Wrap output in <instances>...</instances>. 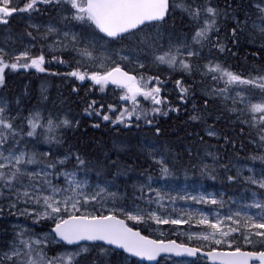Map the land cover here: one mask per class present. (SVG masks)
Returning a JSON list of instances; mask_svg holds the SVG:
<instances>
[{"label": "trees", "instance_id": "trees-1", "mask_svg": "<svg viewBox=\"0 0 264 264\" xmlns=\"http://www.w3.org/2000/svg\"><path fill=\"white\" fill-rule=\"evenodd\" d=\"M188 1L170 0V11L166 19L150 23L118 40L124 43L122 44L124 50L139 51L141 56L145 57L147 62L140 71H145L149 76L155 78L162 75V94L165 95V100L161 104L163 106L161 110H164L162 114L150 113L147 109L148 105L144 104L145 101L139 95L134 104L131 100H120L116 96L117 91L112 90V93L108 92L104 96H99L96 89L87 90L82 87L78 98L85 100L86 104L90 100L91 104L88 105V114L84 117L85 126L79 130L80 136L75 139L77 143L81 142V144L78 147H72L67 140H64V144L59 145L55 141L56 134L52 133L53 140L49 146L52 150L50 152L53 154H49L50 159L47 158V160L50 164L57 163L55 171H58L57 168H59L58 156L62 155L61 152L68 151L70 153L69 160L74 159V161H68L70 165L75 168L81 166L86 168L77 170L91 171L92 175H96L101 170L104 173L106 171V178H114L117 181L110 192L119 197L123 195V198H126L124 193L128 196H132L133 192L140 193L137 189H131L134 186L130 185L129 187L127 182L136 179V177L145 179L148 176L158 179L180 177L194 182L201 181L214 190H221L225 198H228V195H239L245 186L253 188L239 176L235 162H264V139H262L264 132L260 130L261 122H257L261 113H253L249 110V106H240L221 95L206 94L204 89L219 90L241 84H227V77H222L220 72L209 71V68L215 65H220L221 68L227 69L244 80H254L264 74V31L248 24L251 18L253 21L254 18L261 19L259 13L262 10L253 7L250 3L251 0H247L249 4L246 0ZM238 1L241 3L239 4ZM178 5H182V7ZM208 7L215 9L214 16L207 13ZM197 9L201 17L196 15ZM220 15H225L227 21ZM204 16L209 17L206 18V21L215 20V24L207 32L206 38L197 37L199 40H195L193 44L195 48H201L209 54L199 57L189 56L191 61L188 63L189 67L186 71H180L177 68V71H173L169 70L165 64L160 65L156 57L162 48L167 47L166 41L169 39L173 41L175 45L172 47L174 48H188L190 46L189 33L196 28V21H198V31L204 28L206 22L203 20ZM195 17H199V19ZM235 17L236 19H234ZM247 19L248 21L244 23V20ZM26 28L24 27L25 30ZM11 30L12 27L8 33ZM192 34L194 36V32ZM12 40L13 43L17 39ZM6 44L9 45L10 42ZM221 46L223 51H221ZM156 62H159V65L153 68ZM90 64V67L94 68L95 65L92 61ZM94 71L97 72V70ZM166 73L169 75L165 76ZM214 76L216 79H213ZM48 81L52 80L47 79L44 83ZM177 81L181 82L179 86ZM20 82L22 80H11V90L3 91L2 95L11 101V108H13L11 112L17 111L16 121L20 122V126H24L25 124L29 125L32 112L43 105L39 103L37 92L39 89L34 88L30 83V85L32 84L31 89L29 88L23 94L25 89L22 88ZM241 85L246 86L250 91L251 89L255 90L252 84ZM181 88L186 91L182 93ZM48 91L52 90L48 89L46 95L51 94ZM261 94L264 96L262 89ZM41 96L46 97L43 94ZM57 96L58 103L66 102V98H63L60 92L57 93ZM20 97L25 100V105L16 103L21 99ZM48 99L46 100L47 104L50 102ZM166 100L169 102V108ZM113 110L115 112L110 113ZM165 113L167 114L165 115ZM122 114L123 121H117V118ZM104 115H108L110 119L104 120ZM40 116L46 120L44 109L40 112ZM52 116L51 114L48 117ZM194 116L197 119H193ZM93 125L96 126L92 128ZM57 127L56 125L54 129ZM93 129L95 131L92 132ZM207 129L216 131V135L207 134L205 132ZM81 132L91 133L92 136L93 133H96L97 136H100H93L92 140L91 135H81ZM137 132L140 134L135 135ZM139 139L153 141L158 147V152L164 158L160 157L158 160H154L146 155L143 148V153L139 152L138 146H134ZM55 148L58 153L55 152ZM184 154L189 159L182 158ZM197 155L200 158H196ZM53 157L54 161L51 160ZM80 160L83 161L82 164L79 162ZM0 171L3 170L0 169ZM99 176L103 177V175ZM117 176L122 178L117 179ZM230 176L233 177L232 180H229ZM45 222L47 221H42V223ZM251 241V243H245L243 240L233 241L229 248L264 249V239L259 238ZM65 247L62 243L56 244L45 247L42 252L46 260H52L56 258L58 251ZM97 247V244L90 245L91 264H120L115 250L108 248L109 253L98 254ZM16 263L20 264L17 261ZM56 264L67 263L57 260Z\"/></svg>", "mask_w": 264, "mask_h": 264}, {"label": "rangeland", "instance_id": "rangeland-1", "mask_svg": "<svg viewBox=\"0 0 264 264\" xmlns=\"http://www.w3.org/2000/svg\"><path fill=\"white\" fill-rule=\"evenodd\" d=\"M15 1L17 0H11L10 7H15ZM181 1L186 2L188 0ZM188 3L190 2L188 1ZM25 4L26 3L22 4V7H24ZM251 5L253 7L254 5L264 7V0H257L254 2L251 0ZM40 12H42L44 16L51 15V17L49 19H46L43 25L41 26H39V22L35 20V17L39 15ZM197 12L198 9L196 10V13ZM259 14L262 16L261 19L253 21V19L251 18V21L248 22V24L250 26H255L262 30L264 29V11H261ZM74 15L75 9H73L70 4L65 3L64 0H59V2H57V0H53V2L49 4H37L36 9L30 10L29 12H14L12 15L6 17L5 19L10 24L9 26H11L13 24V19L15 17L21 16L22 20L19 21V23L17 24V26H20V28H17L18 30H20L19 33L23 32L25 34V38H18L15 42L12 43L13 40L10 37L15 35V31L7 35H1L0 50H2L3 59L6 63H8L7 60L14 59V61H16L17 56H20L22 53H25V51H23L24 43H26L27 48H29L26 51L28 55L33 53L37 55L32 56V58L41 56V50L38 49L41 45L39 43L36 44L34 41L29 42L28 36L30 31V34H32L34 38H37L35 30L41 31V28H44V36L41 37V41L43 44L47 42V44H49L50 46L49 49L56 50L59 47H63L66 43L65 49L69 52L64 54L69 56L70 52L74 51L76 53L75 55L80 57H76L77 62L74 63L72 67L63 65L64 62L62 60H47V58H45V63L42 65V67L50 73L56 75L55 77H50L52 81L62 83L66 87H68V83L72 80L77 81L81 84L83 81L71 76L70 73L79 70L82 73L87 72L88 74H91L92 72H90V70H87L91 65V61L95 65L94 68L92 67V69L97 70V72L100 74H104L105 72L109 71L110 68L119 65L124 69L126 68L127 70L136 73L138 77H141V75L139 74V69H141L145 65L147 60L145 59V57L141 56V53L139 51L129 52L124 50V48L122 47V44H124L123 42H108V39L103 37L89 23L74 19ZM198 16L201 17L199 12ZM199 17L195 18L199 19ZM220 17L222 19L225 18L224 20H226V16L220 15ZM206 18L209 17L204 16L203 20L206 21ZM246 21H248V19ZM196 22V28L192 30V32H194V36L192 32H190L188 36V42L190 44L188 48H174L172 46L175 45V43L169 39L166 41L167 47L162 48L160 53L157 54V56H159L163 55L165 52H170L171 54L176 56L177 59L174 65L169 66L168 64H165L168 66L169 70L171 69L173 71H177V68L180 71H186L187 69H185L181 65L180 61L182 60L187 64L190 63L191 59L188 55V52H193L194 56L197 57L204 55L207 56V53H205L201 48H195L193 44L195 40H199L196 37V33L198 31V21ZM3 25L4 23H0L1 27ZM22 26H27V30H25ZM17 28L13 25V30H16ZM5 42H10V44L7 45ZM85 48L89 52H91L90 57L81 54L80 50ZM82 60H84V63L82 62ZM157 65H159V62H156V64L153 65V68L158 67ZM160 65L162 64L160 63ZM63 71H65L66 73ZM9 74V71L6 72V79H9L10 77L8 83L6 82V85H11V78H20V75L18 74ZM42 75L43 74L40 73L39 77H41ZM168 75L169 73L165 74V76ZM261 77H264V74ZM141 78H143L145 81H148L149 88L159 87L160 95L162 97L165 96L164 94H162V75H159L158 79H151L149 81L150 76L144 73L143 77ZM85 79L90 80L88 78ZM38 80L42 81V83L46 81L44 77ZM218 80L220 81V78ZM20 83L24 88H26L23 92L24 94L26 90L29 89L28 87L30 86L31 81H28L27 83L22 81ZM259 83H264V81L259 80ZM252 85L253 87H255V90L251 89L250 91L248 90L249 88H247L246 86L238 84L232 85L229 88H224L226 89L225 91H221L224 89L217 90L214 88L210 91L207 88L206 90L204 89V93L209 95H221L225 99L229 101H234L240 106L250 107V105L252 104H258L261 103V101H264V96L261 94V88L257 87L256 85L254 86V84ZM252 85L248 86L251 87ZM95 86L97 87L96 90L99 96H104V91L106 90V88L108 91H112L113 88L110 86V83L104 85L103 88H101L97 84ZM37 88L40 90V87ZM8 90V87L3 89V91ZM0 91H2L1 85ZM1 93L2 92H0V108L3 109V112H0V119L9 124L10 120L7 115L9 109L11 108V104L4 96H2ZM117 97L122 100L121 96ZM140 97L141 99H143V101H145V103L148 104L150 108L153 109L152 113L156 115L162 114L160 110L156 111L157 108L153 106L154 102L151 98L146 99L143 95ZM44 98H49L48 100H50V102L47 104L48 106H53L57 104L56 99H54L51 94L46 95V97ZM163 100H161L160 104H157L155 106L163 107L161 105ZM89 104H91L90 100H88L87 105ZM95 106L98 105L95 104ZM48 110L49 108L47 109V112H49ZM115 110L111 111L110 113H114ZM57 114H60V119L57 120V125L60 126L56 128L57 139L55 141H57L59 145H63L65 142L64 140H67L66 138L68 137V135H62V131L67 128L72 129L76 127L77 124L75 123L74 119L66 112L59 111V113L57 112ZM50 119L54 120L53 116ZM65 120L69 122L67 125L63 124V121ZM48 121L49 120H34V122L37 123V127L43 125L47 129V131L44 135H41L42 133L39 132V135H41V139H35L33 141H30V143L28 144V146H30L28 148H25L24 145L20 142L9 140V137L7 136H0V153H2L5 157H15L23 153L25 161L24 163L18 165V167L21 169L22 174H17V179L16 181H13L11 183V186H7V184L0 186V264H16V261L21 264V261H27L28 257L26 253L28 252V249L25 248L24 245L20 244V240L22 239L29 241L35 239L41 240L42 243L40 245H32L33 249L41 251L45 249V247L61 244L56 239V236L53 235L54 233L50 230V227L57 222L56 218L47 216H37L36 213H43L44 211L42 199L39 204L35 202V197L37 196H54L56 200L61 201L66 196H72L76 199H80L81 201H83V196L79 195V193H83L84 195H95L99 192L100 195L97 197L96 200H90V203L88 202L86 205L82 203L80 206V211L76 212L75 215L79 216L81 214H116L117 216L127 218V222L128 220H130L131 222H133L132 225L134 227L139 228L146 235H150L156 239H174L176 241H180L187 244H194L203 248H208L209 244H218L214 243V241H205L203 239L198 238L199 236L214 231L213 229L209 228L206 224H201V219L207 218L210 223H217V221H220L222 222L221 230L229 231L230 228L237 227V225L234 224L231 220L226 219V217L230 215L233 216V219L239 220L241 222V225H243L246 217L248 216L253 217V219L257 222H260L258 219L260 216H264V207L255 206L256 204L264 206V192H259L250 187H246L245 189L240 191L239 195H228V198L225 200L220 195V192H217L212 188L201 184V181L194 182L190 180H174L170 177H168L166 180H161L157 178L151 179L149 177H146L145 179H140L139 177H136L137 180L132 181L131 184L134 187L131 188L139 190L140 193L136 194L133 192L132 196H128L124 193L126 198H123V195L119 197L113 192H110V189L114 188L115 184H117V181L114 178H106V171L104 173V171L101 170L97 172L96 175H92L91 171L88 172L85 170H77L86 169L82 166L75 169H67L63 166H58V171H55L57 163H51V165L53 164V166H51V169H49L42 162V156L45 154V150L44 148H41L44 143H50L53 140L51 132L54 129H52V126L55 125L52 124L50 128L48 125ZM95 126L96 125H93L92 128H94ZM261 127V130L264 132V122H261ZM2 129H4V127L2 124H0V131ZM93 131H95V129H93L92 132ZM207 133H214L213 135H216V131L211 129L207 130ZM136 134L140 133L137 132L135 133V135ZM81 135H91L92 140L94 139L93 136H97L96 133H93L92 136L91 133L86 132H81ZM134 146H138L139 152H142L143 148V150L146 152V155H148V157L154 160H158L160 157H162L161 154L158 152V147L151 140L139 139V141H137ZM85 156L87 157L86 154ZM28 158L34 159V163H27ZM62 159H64L61 160L62 162H64L65 160L74 161V159L67 160L66 157H63ZM205 160L210 162V160L208 159ZM0 163L7 162L4 160H0ZM236 166L238 168L240 176H242L245 181L249 182L253 186L259 187V182L264 181V162H236ZM2 170L7 176L15 169L11 168V165H9L8 167ZM29 173L33 174V177L31 179L29 178ZM99 175H103V177ZM252 180L257 181V183H253ZM45 181H47L48 183H45ZM3 183L5 182L3 181ZM0 184H2V182ZM53 189H60L61 191L58 193H53ZM72 189H76V192L74 193ZM101 189H103L104 191L101 192ZM25 190L30 193L32 199L23 197L22 195L19 199H17L18 193H23V191ZM212 200H216L217 203H212ZM2 203H4V206L7 210H9V208L11 207L12 210H10L9 214H7L2 209ZM115 203H117V205H115ZM13 205H15V207H13ZM61 207L63 209V205H61ZM88 208L90 209V211ZM24 209H28V212L25 213ZM70 211H62L60 215L62 216L66 214L62 216L66 219L68 218ZM11 212L16 215L23 216V218H15L16 216H13ZM237 212L240 213V216L234 215ZM152 213H155V215L160 217L161 219H177L180 220L181 223H158L155 219L151 218L150 214ZM129 215L140 216L141 218L138 220L128 219ZM43 220L47 222L42 223ZM247 231L248 230L241 227L240 231L237 232L238 234H234L235 232H231L228 237H220L219 235H217L216 238L222 239L223 243L221 244H224L225 247L231 245L233 241H238L242 239L245 243H247L244 240V236H241V232H243L245 235L247 234ZM250 231L255 232L258 230L251 229ZM250 238L251 240H256L260 237L253 235ZM85 247L88 249V251H81V249ZM101 249H103L104 251H101ZM17 250L20 251V256H12V253ZM96 251L98 252V254H107L110 252L108 248L103 247L101 245H98ZM90 252V245L87 244H82L76 247H65V249H61L58 251V254H56V258H61L60 261H63V263L66 262L67 264H91V260L89 258ZM115 253L120 261V264H144L142 262H137L136 260L131 259L129 256H126L121 252L115 251ZM32 256L34 259L36 258L35 252L32 253ZM9 257H11V259H9ZM69 257H71V259H69ZM167 259L171 260L170 258ZM167 262H169V264H207L204 259H201L196 263L188 259H176Z\"/></svg>", "mask_w": 264, "mask_h": 264}, {"label": "snow or ice", "instance_id": "snow-or-ice-1", "mask_svg": "<svg viewBox=\"0 0 264 264\" xmlns=\"http://www.w3.org/2000/svg\"><path fill=\"white\" fill-rule=\"evenodd\" d=\"M53 0H28V2L22 8L10 7L11 0H0V23H7L6 17L12 15L16 11L20 12H29L30 10L36 9L37 4H49ZM59 2V0H57ZM65 3L71 5L75 9L74 19L78 21H84L89 23L91 26H94L100 33H103L106 37L112 39H121L124 35L132 34L133 30H137L139 26L144 25L146 22L151 21H161L165 17V14L169 8V0H64ZM181 6L182 5H178ZM207 13L210 16L216 14L215 9L208 7L206 9ZM264 11V9H262ZM198 15V12L196 13ZM215 20L206 21L203 29L196 33V37L206 38L207 32L214 26ZM264 31V29H262ZM221 46V51H223ZM82 55L91 56L86 48L80 50ZM188 55H194L193 52H188ZM28 59V53H22L20 56L16 57V63H6L3 59L2 50H0V85L4 81V70L6 68H11L16 70L18 67L22 68H35L37 71L43 72L45 69L42 65L45 63L44 56L31 58L30 63H19L21 59ZM176 56L170 52H165L163 55L156 57V60L161 64H168L172 66L176 63ZM181 65L187 69L189 65L184 61H180ZM209 71L220 72L222 77H227V84L241 83V84H255L257 87H260L264 90V83H257V79L264 81V77H259L254 80H244L240 76L228 71L227 69L221 68L220 65H215L209 68ZM71 76L76 77L77 79L83 81L85 78H88L93 81L94 84L100 85L103 88L104 85L112 83L121 87L125 90V94L121 96L122 100H131L134 104L136 102V97L138 95H143L146 99L151 98L155 104H160L161 100L158 98L160 92L159 87H148V81H145L143 78L139 80L132 75H129L127 72L123 71L119 65L113 67L110 71L100 74L98 72H92L90 75L87 72H80L79 70L73 71L70 73ZM153 78H149V81ZM158 79V78H157ZM213 79H216L214 76ZM177 85H180V81L176 82ZM221 90V91H225ZM186 89L181 88V92H185ZM91 107V106H90ZM251 112L261 113L257 122H264V101L258 104L250 105ZM158 111V109H156ZM0 112H3V109L0 108ZM99 115V113H97ZM167 113H165L166 115ZM131 115V113H129ZM38 116V114H37ZM104 120H109L108 115H104ZM139 118V117H138ZM197 119V117H192ZM255 119V117H254ZM117 121H123V114L117 118ZM117 121H113L114 123ZM69 122L67 120L63 121L64 125H67ZM149 123H151L149 121ZM0 124L4 128H11V125L0 119ZM53 122L52 120L48 121V125L51 128ZM29 125L32 128V131L27 133L28 136L34 135V131L37 127V123L32 119L29 120ZM158 131V130H157ZM213 135L214 133H209ZM264 139V138H262ZM0 160H4L7 163H0V169H4L11 165V168L15 169L9 175H5L3 171H0V180H4L7 186H11V183L17 179V174H22L21 169L18 165L24 163L23 153L15 157H5L0 153ZM14 161V163H13ZM81 164L82 160L79 161ZM27 163H34V160L29 158ZM50 167L53 165H49ZM166 171V169H165ZM29 178L33 177V174L29 173ZM38 175V174H37ZM233 177H229V180H232ZM253 183L257 181L252 180ZM45 183H48L45 181ZM259 187L264 188V181L259 182ZM53 193H58L60 189H53ZM67 191V190H64ZM75 193L76 189H72ZM101 192L104 190L101 189ZM27 197L32 199L30 193L25 190L23 193H18L17 199L20 196ZM83 201L76 199L72 196H66L62 201L56 200L54 196L44 195L43 197H35V202L40 203L41 199L43 201V213H36L37 216H47L55 217L57 222L53 231L56 235L63 241L68 244H76L79 241H103L108 245H115L117 248H122L125 252L131 253L132 255L146 258L148 260L155 259L162 251H175L180 249V251L186 252L189 255H194L198 249L195 248H186L182 245H175L174 242H170L169 245H165L162 242L149 240L146 237L142 236L138 231H133L131 228L127 227L123 220L118 219L115 215H92V214H81L79 216L75 215L76 212L80 211L81 204H87L90 200H96L100 193L95 195H84ZM212 203H217L216 200H212ZM63 205V209L61 207ZM70 206V209H69ZM256 207H264L260 204H256ZM15 207V205H13ZM69 212L68 218H63L60 213ZM24 212L27 213L28 209H24ZM151 218L155 219L158 223H172L178 224L181 223L180 220L172 219L165 220L156 216L155 213L150 214ZM235 216H240V213L237 212ZM140 216L129 215L128 219L138 220ZM226 219L231 220L234 224L237 225L235 228H230L229 231L221 230V223H210L207 218L201 219V224H206L209 228L214 231L208 234L199 236L198 238L205 241H214L216 244L223 243L222 239H217V235L220 237H228L231 232L240 231L241 227L248 230L247 234L244 235V240L247 243H251V236L255 235L264 239V216H260L258 219L260 222H257L253 217H246L243 225L239 220L233 219V216H228ZM251 229H257L258 231L252 232ZM191 239V237H190ZM41 240H20V244L24 245L28 249L26 253L28 259L27 261H21V264H56L57 260L61 258H54L52 260H46L43 252L41 250H36L32 248V245H40ZM81 251L87 252L88 249L82 248ZM101 251H104L101 249ZM35 252V259L32 256V253ZM179 254V253H177ZM12 256L19 257L20 251H14ZM209 259L213 261H219L220 264H249L250 260H259L260 264H264V251L259 253L257 252H242L239 248H236L234 251L229 252H217L215 249L207 253ZM11 259V257H9ZM71 259V257H69Z\"/></svg>", "mask_w": 264, "mask_h": 264}, {"label": "bare ground", "instance_id": "bare-ground-1", "mask_svg": "<svg viewBox=\"0 0 264 264\" xmlns=\"http://www.w3.org/2000/svg\"><path fill=\"white\" fill-rule=\"evenodd\" d=\"M22 1H24V0H22ZM236 1V0H235ZM253 1V0H252ZM259 1V0H258ZM246 2H247V0H246ZM20 3H22V2H20ZM238 3H239V1H238ZM240 3H241V1H240ZM239 3V4H240ZM248 3V2H247ZM250 3H251V1H250ZM249 4V3H248ZM233 5H235V4H233ZM236 7V6H235ZM239 7V6H238ZM242 7V6H241ZM227 8H230V7H227ZM226 8V9H227ZM224 9V8H223ZM225 10V9H224ZM236 10V9H235ZM227 11H228V9H227ZM233 12V11H232ZM237 13H238V10H237ZM224 14H225V12H224ZM227 15V14H226ZM238 15V14H237ZM225 16V15H224ZM232 18V17H231ZM225 19V18H224ZM234 19H236V17L234 18ZM242 19H244V18H242ZM22 20V17L21 16H19V17H15L14 19H13V24L11 25V27H12V32L13 31H15V35H13L12 37H10V38H12V39H18V38H21V37H23V38H25V34L23 33V32H21V33H19V31L20 30H18V28H20V26H17V24L19 23V21H21ZM35 20H36V17H35ZM32 21V20H31ZM227 21V20H226ZM225 21V22H226ZM231 21H233V20H231ZM246 22V20H244V23ZM13 25H14V27H18L16 30H13ZM227 25V24H226ZM250 26V25H249ZM248 26V27H249ZM22 27H24V26H22ZM247 28V27H246ZM250 28V27H249ZM22 30V29H21ZM11 31H10V33H11ZM9 33V34H10ZM8 34V33H7ZM94 36V35H93ZM208 48V47H207ZM130 52V51H129ZM207 54H209L208 52H207ZM135 55V54H134ZM133 56V55H132ZM209 57H211L210 55H208ZM213 57V56H212ZM21 76V75H20ZM19 77V76H18ZM9 79H10V77H9ZM22 80V81H24V77H20V78H11V80L12 81H15V80ZM100 86V85H99ZM101 87V86H100ZM3 91V90H2ZM2 91H0V92H2ZM6 92V91H5ZM38 92V98H39V103H41L42 105L44 104L43 103V101L44 102H46V98H43L42 96H41V94H43L44 96H46V91L44 90V88L43 87H41L40 88V90L39 91H37ZM5 96H6V94H4ZM3 96V95H2ZM13 96V95H12ZM66 96H71V93L70 92H68V93H63V98H65ZM78 97H79V94H78ZM21 99H19L16 103H19V104H22V105H25L26 104V102H25V100L22 98V97H20ZM4 99V98H3ZM2 99V100H3ZM80 98H78V99H74L73 98V96L72 97H70V99L68 100V101H66V102H63V103H57V104H55V105H53V106H50L49 107V116H51V113H55V114H57V112L59 113V111H64V112H66L67 114H69L73 119H74V121H75V123L77 124L76 125V127H74V128H72V129H69V128H67V129H64L63 131H62V134L63 135H68V137L66 138L67 139V142H68V144H70L72 147H78V146H80V144H81V142L80 143H77L76 141H75V139H76V137H78V136H80L79 135V130L82 128V127H84L85 125H84V117H86L85 115H87L88 114V105L86 104V101L85 100H79ZM9 103V102H8ZM9 105V104H8ZM11 106V105H10ZM5 107V106H4ZM6 109V108H5ZM20 109H21V107H20ZM61 113V112H60ZM57 115H60V114H57ZM56 118H60L59 116H57ZM47 119V118H46ZM64 127V126H63ZM60 128V127H59ZM71 128V127H70ZM57 131V130H56ZM58 135V134H57ZM63 137V136H62ZM50 138V137H49ZM84 138V137H83ZM49 143V142H48ZM51 143V142H50ZM254 145H255V143H254ZM30 146V145H29ZM28 146V147H29ZM54 146V145H53ZM57 146V145H56ZM42 148V147H41ZM202 149V148H201ZM192 150V149H191ZM44 151V150H43ZM193 151V150H192ZM203 151V150H202ZM55 152L56 153H58L57 151H56V148H55ZM207 152V151H206ZM198 153V152H197ZM50 154H51V152H50ZM52 154H53V152H52ZM51 154V155H52ZM55 154V153H54ZM188 154V153H187ZM193 154V153H192ZM185 155L186 154H184L183 156H182V158H184V159H189V158H186L185 157ZM36 156V155H35ZM205 156H206V154H205ZM52 157V156H51ZM196 158H200V156H196ZM29 159V158H28ZM50 158L48 157V160H49ZM54 157H53V159H51L52 161H54ZM168 159V158H167ZM203 159V158H202ZM34 160V159H33ZM47 160V161H48ZM192 161H193V159H192ZM55 162H56V160H55ZM138 162V161H137ZM53 163V162H52ZM199 164H200V162H198ZM26 165V164H25ZM39 165V164H38ZM53 165V164H52ZM25 167H27V166H25ZM29 167V166H28ZM22 173V172H21ZM115 175H116V173H115ZM25 176V175H24ZM120 177V176H119ZM119 177L117 176V179H119ZM127 177V176H126ZM23 178V177H22ZM120 178H122V177H120ZM125 178V177H124ZM19 179V178H18ZM121 180H124V179H121ZM121 180H120V182H121ZM125 180H127V179H125ZM136 179H131L129 182H127V184H128V186L130 187V185L132 184V181H135ZM14 181H16V180H14ZM21 181V180H20ZM5 182V181H4ZM3 183V182H2ZM14 184V183H13ZM132 189V188H131ZM133 191V190H132ZM90 203V202H89ZM120 203V202H119ZM118 203V204H119ZM90 205V204H89ZM94 205V204H93ZM115 205H117V203H115ZM96 206V205H95ZM118 207V206H117ZM123 208V207H122ZM86 209V208H85ZM84 209V210H85ZM89 209V208H88ZM92 209V208H91ZM82 210V209H81ZM103 210V209H102ZM110 210V209H109ZM87 211V210H86ZM89 211H90V209H89ZM92 212V211H91ZM103 212V211H102ZM83 213V212H82ZM78 214V213H77ZM98 214V213H97ZM103 214V213H102ZM64 215H66V214H64ZM64 215H62V216H64ZM100 215V214H99ZM7 234V233H6ZM8 235H10V234H8ZM11 235H12V233H11ZM4 236V235H3ZM7 236V235H6ZM5 237V236H4ZM4 237H3V239H4ZM13 237V236H12ZM2 238V237H1ZM10 238V237H9ZM6 239V238H5ZM8 239V238H7ZM2 240V239H1ZM9 240V239H8ZM7 241V240H6ZM2 243V242H1ZM255 243H256V241H255ZM8 244V243H7ZM4 245V244H3ZM52 246V245H51ZM62 247V246H61ZM56 249H57V247H55ZM63 249V248H62ZM52 250H54V249H52ZM58 250V249H57ZM61 250V249H60ZM67 251V250H66Z\"/></svg>", "mask_w": 264, "mask_h": 264}, {"label": "flooded vegetation", "instance_id": "flooded-vegetation-1", "mask_svg": "<svg viewBox=\"0 0 264 264\" xmlns=\"http://www.w3.org/2000/svg\"><path fill=\"white\" fill-rule=\"evenodd\" d=\"M20 2H22V3H20ZM27 2H28V0H24V1L17 0V1H15V7L16 8H20V7H22V4L27 3ZM39 5H41V3H39ZM50 17H51V15L44 16L43 13L40 12V14L36 16V21L39 22L38 24H39V26H41V25H43L44 21L46 19H49ZM24 27L26 28L27 26H24ZM43 30H44V28H41V31L40 30H35L37 38L36 37L34 38L32 36V34H30V31H29V36H28L29 37V42L34 41L36 44L39 43L41 45L40 46L41 50H43V43L41 41V37L44 36ZM65 45H66V43L64 44L63 47H59L58 50H56V52L57 53H61V52L68 53L69 51L65 49ZM23 46H24L23 50L26 52L29 48H27L26 43H24ZM32 56H34V53L33 54H29L28 55V59L29 60L27 59V60H25V62L30 63ZM60 57L65 60V62H66L65 65H67L68 67L69 66L72 67L74 65V63L70 60L68 55H60ZM58 59L59 58L56 57V59H54V60H58ZM33 74L34 75H39L40 72L37 71L36 69L34 70L32 67H29L27 69L24 68V70L21 72V76L20 77H24V82L25 83H27L28 81H31V83L33 84L34 88L35 87H40V88L43 87L45 91H47L48 89H51L52 91L51 92L48 91V92L51 93V95L53 96L54 99H56V103H58L57 102V99H58L57 93L58 92H60L61 96H63V93L70 92L71 96H66L65 97L66 101H68L70 99V97H72V96H73V98L78 99V94L81 92L82 87L86 88L87 90L96 89L95 84L92 81L87 80V79L83 80V82L81 84L78 83L77 81H71L70 80L71 82H69L68 83V87H66L64 84L57 83V82H54V81H48L46 83H44V82L42 83V81H40V80L32 81L31 77H32ZM42 74H45V75H48V76H56L55 74H52V73H50L47 70L43 71ZM32 84L28 88H30L32 86ZM22 88L26 89L24 87H22ZM67 88H68V90H67Z\"/></svg>", "mask_w": 264, "mask_h": 264}, {"label": "water", "instance_id": "water-1", "mask_svg": "<svg viewBox=\"0 0 264 264\" xmlns=\"http://www.w3.org/2000/svg\"><path fill=\"white\" fill-rule=\"evenodd\" d=\"M168 10H169V8H168ZM168 10H167V12H168ZM167 12H166V14H167ZM166 14H165V16H166ZM147 23H149V22H146L145 24H147ZM141 26H143V25H141ZM141 26H139V27H141ZM123 71H125V72H127L126 70H124V69H122ZM128 73V72H127ZM129 75H132V76H134L133 74H130V73H128ZM118 218V217H117ZM118 219H120V220H123V219H121V218H118ZM124 221V220H123ZM124 223H125V225H126V222L124 221ZM127 226V225H126ZM128 227V226H127ZM55 228V227H54ZM133 230V229H132ZM134 232L135 231H138V230H133ZM139 232V231H138ZM140 233V232H139ZM141 234V233H140ZM142 235V234H141ZM143 236V235H142ZM144 237H146V236H144ZM147 239H149V240H152L151 238H148V237H146ZM65 242V241H64ZM81 242H91L92 243V241H79L78 243H81ZM95 242H99V243H102L103 245H106V246H112V247H116L115 245H108V244H105L103 241H95ZM66 243V242H65ZM78 243H76V244H78ZM163 244H165V245H169L170 244V242H167V243H164V242H162ZM68 244V243H67ZM175 245H178V244H176L175 243ZM183 247H185V246H183ZM117 248V247H116ZM186 248H188V247H186ZM117 249H119V250H122L123 252H125L122 248H117ZM209 251H212V250H208V251H205V250H200V254H202L203 256H205L206 258H207V260H208V262L209 263H211V264H220V262L219 261H213V260H211V259H209V257L207 256V253L209 252ZM217 252H229V251H234V250H216ZM242 252H257V253H259V252H261V251H248V250H241ZM170 252H173V253H175V254H177V253H179V254H187L186 252H183V251H180V249H176L175 251H162V252H160L158 255H156V257H155V259H153V260H148V259H146V258H142V257H138V256H135V255H132L131 253H127V252H125V253H127V254H130V255H132V256H134V257H138V258H140V259H142V260H145V261H147V262H150V263H155V262H157V260H158V258H159V256H160V254H162V253H170ZM197 252H199V251H197ZM192 256H195V254L194 255H192ZM252 262H258V264H260V262H259V260H250L249 261V264H252Z\"/></svg>", "mask_w": 264, "mask_h": 264}]
</instances>
